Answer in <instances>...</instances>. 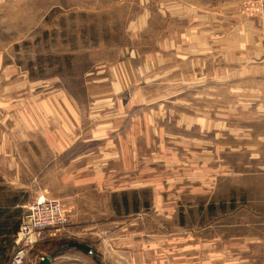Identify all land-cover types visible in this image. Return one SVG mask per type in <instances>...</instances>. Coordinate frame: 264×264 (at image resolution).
Here are the masks:
<instances>
[{
  "label": "rangeland",
  "instance_id": "1",
  "mask_svg": "<svg viewBox=\"0 0 264 264\" xmlns=\"http://www.w3.org/2000/svg\"><path fill=\"white\" fill-rule=\"evenodd\" d=\"M139 4L0 0V51L11 65L5 77L27 84L35 100L60 95L80 105L83 137L76 148L91 151L98 179L113 183L84 194L89 188L71 181L50 193L34 188L25 174L21 182L28 187L16 188L0 173V264H15L23 250L16 264H38L44 255L70 257L62 264H97L94 254L116 264L114 252L126 254L129 246L125 259H138V243L148 262L218 264L245 259L249 252L240 244L264 234V226L246 224L261 205L255 200L264 198L263 48L224 42L233 28L213 25L208 43L156 41L173 22L156 15L148 27L131 30ZM254 51L257 58L245 57ZM87 168L77 172L85 180L95 174ZM120 182L146 186L124 195L116 191ZM42 195L58 200L70 223L46 229L26 246L21 224ZM82 195L104 214L92 221L77 217ZM85 222L109 232L112 257L101 258L98 238L76 229ZM75 243L93 252L80 257Z\"/></svg>",
  "mask_w": 264,
  "mask_h": 264
},
{
  "label": "crops",
  "instance_id": "2",
  "mask_svg": "<svg viewBox=\"0 0 264 264\" xmlns=\"http://www.w3.org/2000/svg\"><path fill=\"white\" fill-rule=\"evenodd\" d=\"M252 1L254 0H140L142 4H139L140 13L135 17L136 21H133L134 24H131L130 29L134 30L132 28L136 24V31L146 28L149 26V20L158 15L164 19L168 18L173 24H170L163 38H157L156 41L162 43H208L213 41L210 38L212 35L211 25H213L212 27H231L233 35H230V38H223L225 35H219L218 39L222 37L224 42L251 43L255 45L253 48L256 50H258L257 45H260L264 55V32L257 28L258 19L250 18L248 14H245L247 4ZM211 21L213 24L210 23ZM243 30L245 33L247 32L248 37L242 34ZM258 51H254V53ZM4 57L6 56L0 51V173L7 172L11 184L16 188L28 187L21 182V177L25 174L31 181V185L41 192L47 190L51 193L50 190L53 186L61 184L66 187L71 181L76 183V186L89 188L84 191V194L97 187H113V183L107 178L98 179L99 171H101L100 165L93 163L92 152L76 148L82 144L83 137L80 105H76L77 103L66 100L60 95L35 100L33 94L28 93L27 84L10 82V77H5V72L11 65L5 64ZM245 57L257 58L258 53L245 55ZM112 149L114 150V148ZM108 153L109 156L113 154L111 151ZM83 160L84 165L81 164ZM83 167H88V170L89 167L91 169L95 167V174L91 175L93 178L85 180L77 173ZM5 175L4 177H6ZM117 186L116 188L119 189L116 191L126 195L128 189H138L146 184L120 182ZM113 191L115 192V190ZM255 203L261 205L250 211L251 215L246 224L251 229H259L264 226V198L259 201L256 199ZM97 205L96 201L85 195L84 200L75 204L74 213L81 219L92 221L95 216L104 214ZM97 227L98 225L91 222H85L76 229L81 230V235H94L98 238L99 246L104 248L103 251H99L101 258H110L114 253H117L115 256H119V258H112L116 264H194V260L184 261L177 258L165 260L161 257L148 262L141 252L145 248H142L140 243L137 245L138 259L131 256L125 259L130 255L132 246L127 248L129 252L127 251L126 254L114 252L113 248L112 250L109 248L110 241H112L107 237L109 232L104 228ZM247 238L249 244L243 243L240 246H246L245 249L249 252L248 257L233 259L230 262L223 260L218 264H264V234H250ZM73 247L77 249L79 256L87 257L92 253L76 243ZM158 247L162 248L159 244L154 245L155 250ZM121 249L124 250L123 247ZM126 255L128 256L125 257ZM67 257L64 255L52 257L51 264H62ZM74 259L79 261L77 255ZM103 262L108 264L105 260ZM206 263V261H201V264ZM112 264L114 263L112 262Z\"/></svg>",
  "mask_w": 264,
  "mask_h": 264
},
{
  "label": "built area",
  "instance_id": "3",
  "mask_svg": "<svg viewBox=\"0 0 264 264\" xmlns=\"http://www.w3.org/2000/svg\"><path fill=\"white\" fill-rule=\"evenodd\" d=\"M246 6L251 17L259 20L264 26V0H254ZM68 215L58 200L40 196L30 207L29 213L24 217L20 229V239L26 246L33 245L46 229L64 227L69 225ZM24 250L15 254L14 262L21 263L24 259Z\"/></svg>",
  "mask_w": 264,
  "mask_h": 264
},
{
  "label": "water",
  "instance_id": "4",
  "mask_svg": "<svg viewBox=\"0 0 264 264\" xmlns=\"http://www.w3.org/2000/svg\"><path fill=\"white\" fill-rule=\"evenodd\" d=\"M78 245L81 246L82 248L90 251V253L93 252L92 248L90 246H88V245H81V244H78ZM94 259H95V261H96L97 264H104L101 261V259L97 255H95V254H94ZM51 263H52V258L50 256H48V255H44L40 259V261L38 262V264H51Z\"/></svg>",
  "mask_w": 264,
  "mask_h": 264
},
{
  "label": "trees",
  "instance_id": "5",
  "mask_svg": "<svg viewBox=\"0 0 264 264\" xmlns=\"http://www.w3.org/2000/svg\"><path fill=\"white\" fill-rule=\"evenodd\" d=\"M18 228V224L16 225V229Z\"/></svg>",
  "mask_w": 264,
  "mask_h": 264
}]
</instances>
